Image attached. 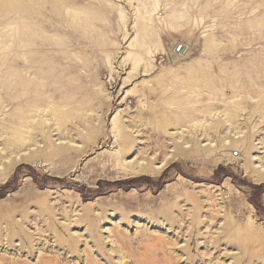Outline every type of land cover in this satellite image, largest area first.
Wrapping results in <instances>:
<instances>
[{
	"label": "rangeland",
	"instance_id": "obj_1",
	"mask_svg": "<svg viewBox=\"0 0 264 264\" xmlns=\"http://www.w3.org/2000/svg\"><path fill=\"white\" fill-rule=\"evenodd\" d=\"M101 1L95 40L66 32L41 52L63 67L54 144L0 184V264H264V0ZM21 3L0 0L1 76L25 52L2 41ZM0 84L1 166L22 116Z\"/></svg>",
	"mask_w": 264,
	"mask_h": 264
},
{
	"label": "bare ground",
	"instance_id": "obj_2",
	"mask_svg": "<svg viewBox=\"0 0 264 264\" xmlns=\"http://www.w3.org/2000/svg\"><path fill=\"white\" fill-rule=\"evenodd\" d=\"M86 1L89 2L91 0ZM76 2L77 0H22V5L17 11L12 9V11L17 12L18 15V29L14 31L13 29H15V27L10 26L15 25L16 13L15 16H8L6 20L7 23L5 27L8 28V33L2 36V41L5 43L4 49L6 50L10 47H23L25 52L19 57H22V59L16 56L11 58L12 64L8 71L2 74V76L0 75L1 83H3L6 88L7 100L17 103V106L21 108V115L19 116H22L20 119L12 120L9 125H5V129L9 131L8 134L11 135V138H7V140L3 142L5 154L3 157L4 162H2L0 166V184L7 180L18 163L21 161H28L27 158L30 156L36 157L43 153L45 147L54 144L51 139L52 131L50 130L47 120V117H52L55 112L54 106L47 105L53 97L47 94V89L50 84L48 78L51 77V75L53 76L52 79L61 78L59 74L62 72L61 70L63 67H56L51 60V63H49V57H53L56 61L58 59L54 56L42 57L41 52H43L44 49H53L56 44H63L66 38V32L72 35L82 33V35L85 36L84 38L95 40L98 31L92 29L91 25H93L95 21H104L106 17L112 14V12L105 10L104 2L102 3L101 0L97 1V7L90 10L92 11L90 14L85 12L86 10L81 13L76 12V9L72 10L71 8L75 6ZM113 2L117 3L118 0H113ZM87 6L89 5H84L82 9ZM120 11L119 19H123L122 16L124 12L122 10ZM1 19L0 17V22L2 21ZM63 32L65 36L62 34ZM117 32L119 36H122V39L125 40L129 32L126 23L120 25ZM147 37L146 44L149 47L151 46L150 41L153 36L149 35ZM132 41L128 44L130 48L134 46ZM23 48H21L22 51ZM144 50L146 51V48ZM177 53L180 54L181 52ZM141 58V56L135 57L134 55V62H132L131 70L139 66L142 62ZM44 59L45 63L43 62ZM107 59L110 60L109 57H107ZM17 60H21L22 67L19 66L18 68L15 66ZM191 76L188 82L200 83L210 79L203 71L192 73ZM197 93L199 92L195 94ZM211 106L213 105L209 104L207 108H211ZM190 118L195 119L194 117ZM214 124L222 125L223 123L214 121ZM16 126H20L21 128L18 129ZM219 132L220 127L217 130V133ZM16 136L20 138H15ZM38 138L41 139L43 146H38L37 142L40 140H38ZM61 138L71 141V133L68 130L61 131L59 139ZM124 139H126V136ZM26 151L30 153L27 158L22 155ZM160 168L161 167L150 170L151 174L158 175L161 172Z\"/></svg>",
	"mask_w": 264,
	"mask_h": 264
},
{
	"label": "water",
	"instance_id": "obj_3",
	"mask_svg": "<svg viewBox=\"0 0 264 264\" xmlns=\"http://www.w3.org/2000/svg\"><path fill=\"white\" fill-rule=\"evenodd\" d=\"M177 52H182V47L181 46H179L178 48H177Z\"/></svg>",
	"mask_w": 264,
	"mask_h": 264
}]
</instances>
